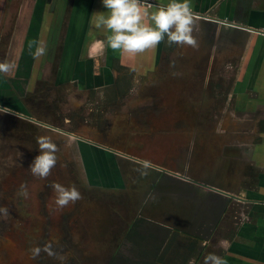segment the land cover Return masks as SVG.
<instances>
[{
  "label": "rangeland",
  "instance_id": "obj_1",
  "mask_svg": "<svg viewBox=\"0 0 264 264\" xmlns=\"http://www.w3.org/2000/svg\"><path fill=\"white\" fill-rule=\"evenodd\" d=\"M48 63H37L36 69L47 81L49 97L58 103L55 117L30 106L31 112L10 105L11 89H0V264H107L118 247L121 230L135 219L160 236L168 226L187 229L178 215L185 203L176 194L175 174H211L221 161V149L229 148L228 137L214 131L229 127V122L215 120L214 68L158 67L141 76L134 68H115L112 80L119 85L131 82L125 86L132 88L121 87L119 99L109 101L113 94L106 90L97 91L102 100L94 93H76L75 81L82 68H66L60 80L70 81L61 86L57 68ZM91 69L95 71L91 79L102 77L100 68ZM27 71L20 65L13 74L11 68L10 83L15 85V75ZM33 116L61 130L38 124ZM92 127L90 133L86 131ZM75 129H82L79 134L84 138L118 147L113 157L117 164L111 161L109 174L90 164L82 166L78 146L65 134ZM39 136L50 137L58 147L57 164L46 179L33 176L29 167L39 154ZM153 157L169 161L171 177L160 168L164 178L156 175L151 167L147 175L141 174L142 161L151 162ZM55 183L75 186L82 199L57 208ZM168 189H174L171 196ZM49 243L56 255L41 251L37 258L31 257L33 248ZM204 251L199 264H204L206 254H217L212 248Z\"/></svg>",
  "mask_w": 264,
  "mask_h": 264
},
{
  "label": "crops",
  "instance_id": "obj_2",
  "mask_svg": "<svg viewBox=\"0 0 264 264\" xmlns=\"http://www.w3.org/2000/svg\"><path fill=\"white\" fill-rule=\"evenodd\" d=\"M157 2L147 7L150 14L171 0ZM191 4L198 17L193 32L198 48L162 42L133 55L113 50L107 42L112 33L95 27L98 16L110 14L102 0H56L53 7L47 0H0V62L11 68H34L45 61L50 68H82L97 86L113 81L115 68H134L140 76L158 67L214 68L215 120L229 122V127L214 131L228 137L229 148L221 149V161L211 174L180 173L190 180L176 176L180 186L176 194L185 203L181 213L177 210L187 228L182 229L202 237L188 264H197L204 250L211 248L226 264H264V34L260 32L264 0H191ZM144 23L155 26L150 15ZM39 45L46 46V54L35 59L32 53ZM91 68H100L102 77L91 79L95 72ZM10 79L9 73H0V89H11ZM99 147L110 158L117 153ZM167 162L153 157L150 167L156 175L162 176V169L171 177ZM173 190L168 189L167 195ZM207 194L212 203H203ZM168 229L164 234L173 231Z\"/></svg>",
  "mask_w": 264,
  "mask_h": 264
},
{
  "label": "clouds",
  "instance_id": "obj_3",
  "mask_svg": "<svg viewBox=\"0 0 264 264\" xmlns=\"http://www.w3.org/2000/svg\"><path fill=\"white\" fill-rule=\"evenodd\" d=\"M103 6L109 10V15H100L95 21L97 29L104 28L112 34L107 37L108 45L113 50H122L128 54H142L147 50L155 49L160 43L190 46L198 48V40L193 35L197 27L198 17L193 11L191 0H171L167 6H160L154 13H149L147 7L143 6V0H102ZM150 15L154 22L144 23L145 17ZM32 48V44H29ZM46 54V46L39 45L32 53L35 59ZM11 71V65L0 62V73L7 75ZM38 152L30 164V171L33 176L46 179L57 164L58 147L47 136L37 137ZM151 162L145 161L141 168L142 175H147V169ZM139 170V169H138ZM23 195L28 192L25 186ZM54 198L53 202L57 208L67 207L82 199V194L75 186L65 187L59 183L52 185ZM41 251L49 256H54L51 244H45L43 248L35 247L31 250V257L37 258ZM204 264H226L223 258L211 254L205 258Z\"/></svg>",
  "mask_w": 264,
  "mask_h": 264
},
{
  "label": "flooded vegetation",
  "instance_id": "obj_4",
  "mask_svg": "<svg viewBox=\"0 0 264 264\" xmlns=\"http://www.w3.org/2000/svg\"><path fill=\"white\" fill-rule=\"evenodd\" d=\"M36 68L37 67L31 68V69L27 68L28 74H23V75L21 74L20 75L21 72H19L18 73L19 76L17 74L15 75L16 84L13 85V83H12L11 84V87H12L11 90L10 91L8 89L6 90V91H9L11 96H12V99H11L12 103L10 105L15 104V105H18L19 108H21L23 110H25V108H26V109H28L29 112H31L30 108H29V106H30V107L35 109V110H33L35 112L39 111L40 113H51L55 117V115H54L55 111L54 110H55V108H57L58 103L56 104L55 98L51 99L49 97V88H48L47 83H46L47 81H45L44 78L39 77V71ZM16 71H17V68H12L13 74ZM56 71H57L56 75L58 76V79H59L61 86L70 81V80L69 81L68 80H60V76L62 74L66 75V73H65L66 68L65 69L64 68H57ZM90 75L91 74L89 73V71L87 72V70H85L84 72L81 71V73L78 75L79 80L75 81V84L77 87L76 89H78V91L76 93L83 92V91L86 93H94L96 95V99L102 100V98H98V92L97 91L106 90L107 92L110 91L113 94L111 97L112 99L110 98L109 101L119 99V96L122 93L120 91L121 87L123 88L126 85V83H124V85H119L118 80H116V81L106 82L105 84H103L101 86H97L96 84H94V82L92 80L91 81L87 80V77ZM20 81H22V84ZM39 83L41 84L40 87L38 86ZM128 84L130 86L131 82H129ZM22 85H25V87H24L26 89L25 92H23V90H22ZM126 86L124 88H128L129 90H131L132 87H129V86L126 87ZM27 104H28V108L26 106ZM200 104H203V103L200 102ZM59 107L60 106H58V108ZM41 108H42V110H41ZM38 118L39 117L33 116V118H31V119L34 120L35 122L38 120V122H39L38 124L44 125L46 127L53 128V129L56 128L58 130H61L57 127L50 125L51 123L50 124L45 123V121H41L42 120L41 118H39V119ZM31 119L28 121L32 122ZM31 122H28V123H30V125H31ZM42 122H44V123H42ZM167 124H168V122H167ZM81 130L75 129L74 130L75 133H73V134L68 132V131H65V134L67 133V135H69V137H71L73 139V141L76 143V145L78 146V155H79L78 157L80 158L82 166L86 168V164L87 165L90 164V166H93V168L105 169L106 168L105 165L107 164V170H108V173H110L109 169H110L111 161H112V163L117 164L115 162L117 160H115V158H113L115 156H111V158H110V156H107L106 152H103V149L100 148L99 146H103V147H105L109 150H113L115 152H119L118 147L109 146V145H105V144L103 145V143L92 141L89 138H84L85 136L83 137V136H80V134H79L80 132H82ZM87 130L90 133L93 130V127L87 128L86 131ZM97 145H99V146H97ZM83 150H86L85 155L87 154V157L89 159L87 161H85V159L83 157ZM101 153L103 155H101ZM164 161H166V160H164ZM142 162H145V161H142ZM176 183H177V186L179 188L178 182H176ZM203 200H204L203 203H205V201H206V203H208V202L212 203L213 202V200H210V196H208V194L206 196H204ZM207 219H208V221H207L208 224H210V221L212 220L211 217L207 216ZM126 230H127V228L124 230H121V232L124 233ZM119 236H121V235H119Z\"/></svg>",
  "mask_w": 264,
  "mask_h": 264
},
{
  "label": "trees",
  "instance_id": "obj_5",
  "mask_svg": "<svg viewBox=\"0 0 264 264\" xmlns=\"http://www.w3.org/2000/svg\"><path fill=\"white\" fill-rule=\"evenodd\" d=\"M171 228L170 235L160 236L156 229L142 224L141 219L133 220L121 234L115 254L107 264H188L197 254L202 237L195 231Z\"/></svg>",
  "mask_w": 264,
  "mask_h": 264
},
{
  "label": "water",
  "instance_id": "obj_6",
  "mask_svg": "<svg viewBox=\"0 0 264 264\" xmlns=\"http://www.w3.org/2000/svg\"><path fill=\"white\" fill-rule=\"evenodd\" d=\"M47 2H49V3H50V6L53 7V5L55 4L56 0H47ZM175 175H177V176H181L180 174H177V173H176ZM183 177H184V176H183ZM184 178L188 179L187 177H184ZM188 180H190V179H188ZM191 181H192V180H191ZM201 186H203V187H205V188H207V189H211V190H213V191H216V192H218V193L222 192L221 190H219V189H217V188H214V187H212V186H208V185H205V184H201ZM222 193H224L225 195H232V194L227 193V192H222Z\"/></svg>",
  "mask_w": 264,
  "mask_h": 264
},
{
  "label": "built area",
  "instance_id": "obj_7",
  "mask_svg": "<svg viewBox=\"0 0 264 264\" xmlns=\"http://www.w3.org/2000/svg\"><path fill=\"white\" fill-rule=\"evenodd\" d=\"M154 5H159L157 0H143V6L144 7H150V6H154ZM260 32H262L264 34V29H261Z\"/></svg>",
  "mask_w": 264,
  "mask_h": 264
}]
</instances>
